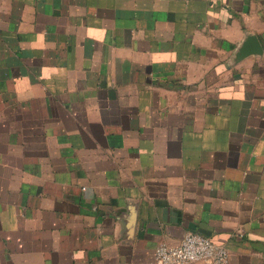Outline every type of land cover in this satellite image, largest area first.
Returning a JSON list of instances; mask_svg holds the SVG:
<instances>
[{"label":"crops","instance_id":"obj_1","mask_svg":"<svg viewBox=\"0 0 264 264\" xmlns=\"http://www.w3.org/2000/svg\"><path fill=\"white\" fill-rule=\"evenodd\" d=\"M188 232L264 264V0H0V264Z\"/></svg>","mask_w":264,"mask_h":264},{"label":"built area","instance_id":"obj_2","mask_svg":"<svg viewBox=\"0 0 264 264\" xmlns=\"http://www.w3.org/2000/svg\"><path fill=\"white\" fill-rule=\"evenodd\" d=\"M227 255V248L211 237L188 232L177 245H157L152 258L155 264H227Z\"/></svg>","mask_w":264,"mask_h":264}]
</instances>
